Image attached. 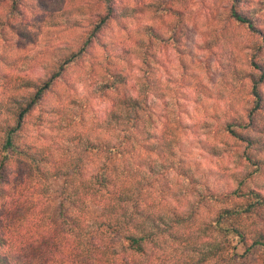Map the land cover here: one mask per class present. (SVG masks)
I'll return each instance as SVG.
<instances>
[{"label":"trees","instance_id":"16d2710c","mask_svg":"<svg viewBox=\"0 0 264 264\" xmlns=\"http://www.w3.org/2000/svg\"><path fill=\"white\" fill-rule=\"evenodd\" d=\"M35 1L45 5L44 0H0V264H53L58 234L60 242L71 243L74 264H264V191L259 186L264 178V58L259 56L264 51L259 16L264 1L249 8L246 0H230L228 7L229 17L253 31L260 42L257 57L248 63L244 105L231 110L228 106L219 122V130L239 146L241 164L220 188L202 181L193 165L173 160L171 143L147 127L151 100L159 90L150 48L155 41H170L180 49L181 12L162 6L175 18L167 34L151 25L143 27L146 42L136 53L141 73L135 77V94L120 65L121 60L130 62L125 55L130 49L118 53L112 39L102 37L103 30L122 17L114 0H99L101 11L89 20L76 44L43 76L23 80L18 94L5 83L9 72L4 65L9 68L12 62L2 51L17 31L15 23H25ZM85 62L92 71L97 64L99 91L113 104L101 125L96 124L95 134L84 136L75 128L66 129L61 143L41 146L28 140L33 116L40 123H53L55 115L70 124L83 122L84 106L68 117L64 108L48 106L47 98L58 95L56 86L65 81L70 66ZM141 151L172 159L168 166L189 185L185 204L154 201L147 186L151 175L145 181L136 177L138 171L127 162ZM16 163L26 168L23 176L11 169ZM155 166L149 162L144 169L154 174ZM54 177L61 178L58 220L38 230L35 201L21 200L15 187L34 181L44 192ZM177 195L171 197L178 200ZM89 204L99 208L92 218Z\"/></svg>","mask_w":264,"mask_h":264},{"label":"rangeland","instance_id":"374dc122","mask_svg":"<svg viewBox=\"0 0 264 264\" xmlns=\"http://www.w3.org/2000/svg\"><path fill=\"white\" fill-rule=\"evenodd\" d=\"M260 1L264 0H246L245 6L252 8ZM44 2L45 5H40L35 1L36 6L28 10L25 23H15L17 31L12 33L2 51L12 62L9 68L4 65V70L9 72L5 83H9L18 94L22 91L19 87L23 80L43 76L55 59L76 44L89 20L102 7L99 0ZM114 2L122 17L119 23H112L105 28L102 37L105 40L112 39L118 53L124 47L130 49L125 54L130 62L121 60L120 65L128 73L131 94H135V77L141 73L137 67L139 61L136 53L145 47V36L141 32L143 27L151 25L158 32L167 34L175 18L162 6L166 4L181 12L180 49L170 41H155L150 48L159 90L151 100L152 112L147 127L171 143L175 150L173 160L180 158L186 164L193 165L200 179L211 186H224L230 179L229 174L239 171L241 164L236 155L239 146L219 130V122L231 110V106L240 109L248 97L245 89L246 73L251 70L248 63L257 57L260 38L229 17L230 0ZM259 16L260 23L264 25V11ZM95 49L99 56L100 47L96 46ZM259 56L264 58V51ZM95 67L96 70L92 71L88 62L82 66H70L65 81H59L56 86L58 95L50 94L47 98L48 106L64 108L68 117L84 106L83 122L70 124L68 120L55 115L53 123H40L33 116L29 123L28 140L41 146L51 142L61 143L66 129L75 128H79L84 136L95 134L96 124L101 125L113 106L112 101L99 91L101 74L97 64ZM171 160L141 151L127 162L138 171L136 177H142L145 181L146 176L151 175L152 184H146L156 203L166 201L182 206L186 202L185 193L189 185L168 166L167 162ZM149 162L156 165L154 174L144 169ZM11 169L19 176H23L26 171L19 163L13 164ZM60 185L59 177L49 178L44 192L34 181L16 185V195L21 200L29 201L32 198L35 201L34 209L38 211L40 224L35 226L36 229L45 230L51 220H58ZM263 185L264 178L259 183L264 191ZM175 192L178 200L171 197ZM98 210L96 205H88L91 218ZM56 237L54 241L60 247L54 253L56 260L53 264H74L71 243L64 239L63 243L60 242L61 234Z\"/></svg>","mask_w":264,"mask_h":264}]
</instances>
